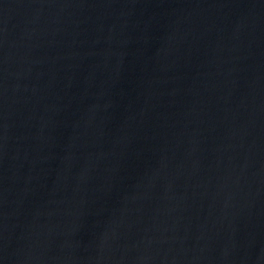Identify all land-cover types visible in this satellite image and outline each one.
Masks as SVG:
<instances>
[{"label":"water","instance_id":"95a60500","mask_svg":"<svg viewBox=\"0 0 264 264\" xmlns=\"http://www.w3.org/2000/svg\"><path fill=\"white\" fill-rule=\"evenodd\" d=\"M0 264H264V0H0Z\"/></svg>","mask_w":264,"mask_h":264}]
</instances>
